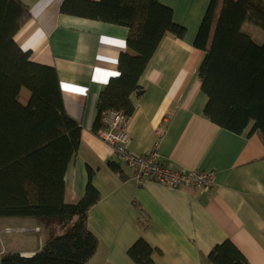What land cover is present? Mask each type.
Segmentation results:
<instances>
[{
  "label": "crops",
  "instance_id": "obj_1",
  "mask_svg": "<svg viewBox=\"0 0 264 264\" xmlns=\"http://www.w3.org/2000/svg\"><path fill=\"white\" fill-rule=\"evenodd\" d=\"M19 1L31 17L15 35L16 45L33 63L56 69L64 108L83 127L65 174L64 200L82 197L91 168L100 200L89 209L87 226L98 247L86 264H134L127 251L140 239L152 248L153 264H210L208 254L226 240L246 264H264V145L257 134H235L203 116L207 98L196 72L204 53L193 41L210 0H158L186 36L161 42L143 76L142 93L131 97L134 113L126 124L127 150L144 154L156 147L174 170L212 172L208 190L151 180L136 184L122 164V176L108 167L121 162L92 125L99 93L118 76L128 29L64 15V0ZM40 247L18 253L29 257Z\"/></svg>",
  "mask_w": 264,
  "mask_h": 264
},
{
  "label": "trees",
  "instance_id": "obj_2",
  "mask_svg": "<svg viewBox=\"0 0 264 264\" xmlns=\"http://www.w3.org/2000/svg\"><path fill=\"white\" fill-rule=\"evenodd\" d=\"M60 13L123 26L126 51L117 59L118 76L99 93L92 132L117 112L134 113L131 97L143 91L142 79L161 42L183 40L186 29L174 23L172 10L158 0H64ZM19 0H0V218H33L56 223L64 232L50 236L30 257L0 256V264H86L98 238L87 226V213L100 200L87 168L82 197L66 203L65 174L80 147L82 125L65 108L57 71L30 61L15 35L30 21ZM264 33V0H210L193 41L204 57L197 79L207 102L203 116L235 134H257L264 145V40L256 43L243 29ZM28 96L21 101L20 95ZM123 175L121 163L108 162ZM152 248L137 240L127 251L134 264H153ZM210 264H246L231 241L216 245Z\"/></svg>",
  "mask_w": 264,
  "mask_h": 264
},
{
  "label": "built area",
  "instance_id": "obj_3",
  "mask_svg": "<svg viewBox=\"0 0 264 264\" xmlns=\"http://www.w3.org/2000/svg\"><path fill=\"white\" fill-rule=\"evenodd\" d=\"M128 118L124 119L117 112H109L103 118L105 129L97 132V137L112 150L122 166L131 172L136 184L144 180H151L171 187H184L196 190H208L214 184L212 172H186L174 170L163 163L159 153L153 150L144 154H135L126 148L129 138L127 133Z\"/></svg>",
  "mask_w": 264,
  "mask_h": 264
},
{
  "label": "rangeland",
  "instance_id": "obj_4",
  "mask_svg": "<svg viewBox=\"0 0 264 264\" xmlns=\"http://www.w3.org/2000/svg\"><path fill=\"white\" fill-rule=\"evenodd\" d=\"M243 29L256 43L264 40V33L254 25L246 24ZM28 94L22 91L21 101ZM64 230L56 223H45L33 218H0V256L7 253L36 250L50 237Z\"/></svg>",
  "mask_w": 264,
  "mask_h": 264
},
{
  "label": "water",
  "instance_id": "obj_5",
  "mask_svg": "<svg viewBox=\"0 0 264 264\" xmlns=\"http://www.w3.org/2000/svg\"><path fill=\"white\" fill-rule=\"evenodd\" d=\"M141 93H142V91H139V92L136 93V95H140ZM29 257H30V256H29Z\"/></svg>",
  "mask_w": 264,
  "mask_h": 264
}]
</instances>
